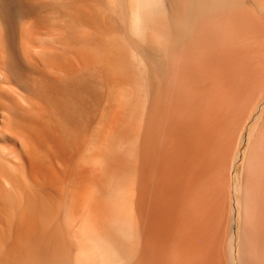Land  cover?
<instances>
[{"label": "bare ground", "instance_id": "6f19581e", "mask_svg": "<svg viewBox=\"0 0 264 264\" xmlns=\"http://www.w3.org/2000/svg\"><path fill=\"white\" fill-rule=\"evenodd\" d=\"M0 264H264V0H0Z\"/></svg>", "mask_w": 264, "mask_h": 264}]
</instances>
